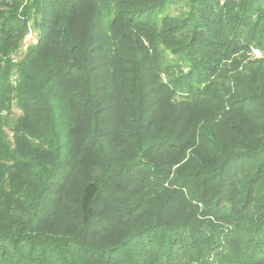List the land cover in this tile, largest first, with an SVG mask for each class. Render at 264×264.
<instances>
[{"label":"trees","instance_id":"16d2710c","mask_svg":"<svg viewBox=\"0 0 264 264\" xmlns=\"http://www.w3.org/2000/svg\"><path fill=\"white\" fill-rule=\"evenodd\" d=\"M179 1L185 10L167 12ZM0 2V10L9 7L0 11V110L8 114L0 115V199L23 190L19 178H29V170L50 175L48 182L38 178L43 190L22 191L29 203L16 223L0 210L9 218L0 226V264L264 263V141L254 146L244 137V149L229 154L214 147L217 165L199 164L177 179L183 190L195 184L187 198L165 188L146 208L141 198L130 202L117 192L125 189L118 180L153 173L142 156L187 146L173 123L148 131L167 105L180 111L210 102L222 79L213 72L225 59L251 48L264 53V0H14V13ZM28 20L36 40L13 61L5 49L9 32L21 37ZM169 54L181 59L168 63ZM255 62L256 89L240 84L242 95L229 108L262 110L264 121V55ZM13 105L23 113L13 115ZM127 138V159L108 157L113 143ZM99 165V178L80 173ZM78 174L84 183L76 193V231L39 229L45 191L64 189ZM179 211L183 217L172 220ZM196 214L205 219L195 221ZM115 228L124 230L109 237ZM227 236L237 259L222 245Z\"/></svg>","mask_w":264,"mask_h":264},{"label":"rangeland","instance_id":"374dc122","mask_svg":"<svg viewBox=\"0 0 264 264\" xmlns=\"http://www.w3.org/2000/svg\"><path fill=\"white\" fill-rule=\"evenodd\" d=\"M220 2H223V0H220ZM3 3L5 2L3 1ZM17 3H19V8L21 9L22 3ZM7 5L10 6V11L14 13V9L16 8L14 0H7ZM8 8L9 7L7 6H3V10L0 11H3V14H6ZM186 8L187 7L184 2L179 1L176 5L168 7L167 12L172 15H178ZM12 12L7 14L12 16ZM26 26L27 30L21 37L18 33L12 34V32H9L11 37L8 38L5 49L11 51L10 57H12L13 61L20 59L27 46L31 43H34L36 40L35 30L31 26V20L26 22ZM14 28L15 26L13 25V29ZM12 36L14 37L12 38ZM1 40L2 39L0 38V48H2ZM262 55H264V53L261 50L255 48L246 50L243 53L239 52L230 55L229 58L224 60L223 64H221V67L213 72V76L216 81L219 78H222L220 84L217 85L215 83V88L210 90L213 100L210 102H203L201 105L196 106L193 109L180 111L174 109V106L169 104L158 114V118L155 119L156 122L149 127L148 131L152 133L164 131V129L170 128L171 125L174 124L173 127L176 128V131H182V133H184V135L180 138V141H186L187 146H185L180 151L160 149L158 151H151L145 156H142V159L155 167H152L150 170L153 173H147L145 175V173L141 171L139 172L140 175L145 176L137 177L133 181H130V183L125 179L118 180L117 182L120 183L119 187H122L123 185L125 187V189L117 191L119 199L125 197L130 202H135L138 198H141V205L147 204L146 208L155 207L157 199L164 198L163 192L165 188L168 189L169 192H173V190L176 189L175 192L177 191L179 195L182 193V195H185L187 198V189H193L195 184L189 183L183 190V188L178 187L177 179H182L181 175L187 174L190 171L198 170L197 167L199 164L206 168L217 165L219 160H217L216 157L219 156L215 150L216 148L217 150L221 149L226 154H229L244 149V146L241 143L242 138L244 137L254 146L259 142L264 141V121L263 117L261 119L259 118V115L263 112L262 110H253L251 107H248L246 110L242 111L229 108V103L233 99L242 95V89L239 86L240 84L243 85L245 83L248 85V81H251L254 83V85L251 87L256 89L255 72L257 71V68L255 64L260 60L258 62L255 61L261 58ZM175 59L181 58L180 56L178 57L174 54H169L167 56L168 63L175 61ZM181 63L185 69L187 64L186 61L184 60ZM173 74H176V72L173 71ZM262 91V96L264 97V88ZM11 111V113L13 115L16 114V116H18L20 113H23V111H20L16 105L12 106ZM0 115L4 116L8 114H6L4 110H0ZM4 129L7 134V139L13 144L12 129L8 127ZM126 141H129V139L127 138L124 141H121L120 146L118 141L113 143L115 152L109 153L108 157L113 158L112 156L115 154L117 158L126 160V157L130 155L127 150L128 147L125 144ZM218 143V147L213 145ZM64 171L65 170H63V172ZM81 171L82 172L80 173L83 175H87L88 173L92 172L95 177L99 178L103 174V166L99 165V168L94 171H92V168L87 169V171ZM41 174L43 175V179L48 182L50 175H48L47 171L29 170V178H25L27 174L22 176V179L19 178L23 190L18 191L17 188L13 191H9L8 195H10V198L8 201H5L3 198L0 199V210H2V208L8 209L13 223H16L20 219L19 217L22 215L23 209L26 207L27 203H29V200L22 191L36 194L38 191L44 189L39 182L40 180L38 179L40 178ZM78 175V177L72 178L70 184H68V186L62 190L54 188L45 191L48 192V194L42 198L41 203L45 206V213L39 221V229H45L48 231L53 229L57 230L58 232L70 233L76 231L79 220V209L77 204L78 198L76 193L78 187L82 186L84 183L81 175ZM150 181H153L154 185ZM227 189L228 186L223 188L225 191H227ZM64 193L66 195V201L60 204L61 195ZM154 194L158 197L154 198ZM235 197L238 198L239 196ZM48 199H50V201H48ZM178 201L179 207H181L184 202H181L179 198ZM189 201L194 202L193 199H190ZM104 205V202L100 201L97 209H102ZM197 207L200 208L202 206L201 204H198ZM59 210H62L63 212L65 211L64 214L66 217L56 218L55 213H58L57 211ZM176 211L177 210H175V212ZM175 216L176 217L171 219L178 221L183 217V213L179 211L175 213ZM193 219L195 221H201L205 218L203 215L196 214ZM8 220L9 218L7 219V212L0 211L1 228H4V225ZM123 220H125V218ZM217 223L219 222H216V224ZM224 224L225 222H220L217 225L227 229V223L225 225ZM122 230L124 229H113L109 237L120 233ZM230 239V236L223 238V240H221L222 245L223 247H227V249L230 251V257L237 259L239 249L234 248V252H231L232 248L229 246ZM228 262L231 261L225 259L223 264H232ZM258 264L264 263L260 262Z\"/></svg>","mask_w":264,"mask_h":264}]
</instances>
